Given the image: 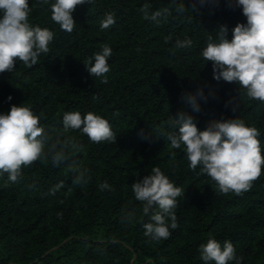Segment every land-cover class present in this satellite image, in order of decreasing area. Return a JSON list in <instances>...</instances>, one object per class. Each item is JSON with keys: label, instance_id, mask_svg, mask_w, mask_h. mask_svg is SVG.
Masks as SVG:
<instances>
[{"label": "trees", "instance_id": "1", "mask_svg": "<svg viewBox=\"0 0 264 264\" xmlns=\"http://www.w3.org/2000/svg\"><path fill=\"white\" fill-rule=\"evenodd\" d=\"M146 2L155 11L170 0H95L77 7V24L69 34L52 22L48 5L29 0L31 22L53 30L55 40L33 68L17 60L14 72L0 74V112L24 103L44 114L46 128L60 129L65 111H94L109 120L118 138L117 143L95 144L79 132L70 133L84 145L75 159L90 169L86 185H72L64 164L37 162L7 188V177H0V264H204L198 247L209 233L221 243L232 241L242 264H264V167L243 196L221 195L210 177L188 168L183 148H171L159 132L181 109L194 116L200 130L212 119L239 116L260 130L264 155V103L239 96L234 82L216 81L211 62L200 55L209 32L215 36L214 30L226 25L231 39V29L246 18L222 2L214 13L204 8L199 16L191 10L178 16L173 11L156 25L139 12ZM185 3L191 7V0ZM109 11L116 24L101 30L99 22ZM166 36L172 37L167 44ZM185 38L192 39L193 47L174 49L176 39ZM105 43L113 54L107 83H101L83 62ZM198 87L208 99L193 113L181 97ZM231 98L240 105L236 112L225 106ZM141 131L149 138L142 139ZM153 166L185 190L176 210L179 227L159 242L144 236L141 223L149 218L131 189ZM60 181L64 187L50 194ZM103 181L114 191H101ZM132 209L135 219L123 223L121 216Z\"/></svg>", "mask_w": 264, "mask_h": 264}, {"label": "clouds", "instance_id": "2", "mask_svg": "<svg viewBox=\"0 0 264 264\" xmlns=\"http://www.w3.org/2000/svg\"><path fill=\"white\" fill-rule=\"evenodd\" d=\"M222 2L231 10L240 9L246 23L238 22L231 29V39L226 25L214 30L215 36L209 32L200 55L206 63L211 62L216 81L234 82L238 85L239 96L264 103V0H191V7L185 0H170L167 6L155 11H151L152 5L146 2L139 12L144 20L160 25L173 15V11L180 16L191 10L199 16L204 8L214 13ZM37 3L48 5L52 22L70 34L77 24L73 16L77 7L92 6L95 0H37ZM32 11L29 0H0V74L14 72L17 60L25 67L33 68L41 55L50 53L56 33L39 24L34 25L30 20ZM99 23L101 30L110 29L116 24L115 13L106 12ZM171 40V36L165 37L166 44ZM173 47L191 49L193 41L191 38L176 39ZM112 54L113 49L105 43L87 57L83 64L90 76L107 83V74L111 71L108 61ZM12 99L11 95L7 97L9 102ZM181 99L193 113H199L200 101L207 102L208 97L203 88L198 87L195 92L183 93ZM229 104L233 112L240 107L237 98L229 99L225 106ZM42 119V112L37 114L24 103L11 104L7 112H0V177H7L3 186L18 184L24 177V170L37 162L50 163L53 167L64 164L72 175V185H86L91 178L90 169L75 159L84 151V145L70 133L79 132L95 144L117 143L118 136L112 124L94 111L83 114L65 111L60 129L46 128ZM159 132L170 142L171 148H183L188 168L197 175L210 177L221 195L243 196L262 175L261 132L239 116L212 119L204 130H200L194 116L181 109L168 117ZM141 138L149 137L141 131ZM63 187L64 181H60L49 189V193L55 195ZM99 189L114 191L107 181L101 182ZM131 189L135 200L142 205L143 215L149 218L148 222L141 223L144 236L150 242L169 239L172 230L179 227L176 210L178 198L185 199V190L159 166H153L149 174L133 182ZM135 211L124 212L121 221L131 223ZM198 252L204 264H242L243 261L232 241L221 243L211 233L206 242L199 245Z\"/></svg>", "mask_w": 264, "mask_h": 264}]
</instances>
